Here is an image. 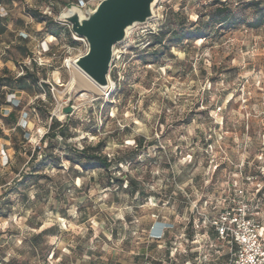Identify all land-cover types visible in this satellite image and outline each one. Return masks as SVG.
I'll return each instance as SVG.
<instances>
[{"label": "rangeland", "instance_id": "374dc122", "mask_svg": "<svg viewBox=\"0 0 264 264\" xmlns=\"http://www.w3.org/2000/svg\"><path fill=\"white\" fill-rule=\"evenodd\" d=\"M78 1L0 0L4 93L26 65L50 88L0 109V264H227L214 217L244 200L264 227V0H156L115 45L105 94L72 82L88 43L60 15ZM192 26L207 36L150 48ZM99 141L108 168L80 154Z\"/></svg>", "mask_w": 264, "mask_h": 264}, {"label": "water", "instance_id": "95a60500", "mask_svg": "<svg viewBox=\"0 0 264 264\" xmlns=\"http://www.w3.org/2000/svg\"><path fill=\"white\" fill-rule=\"evenodd\" d=\"M155 3L156 0H101L86 15L77 6L68 9L71 13H61L60 20L88 43L86 53L75 60L77 67L98 85L107 86L115 45L125 40L128 29L154 16ZM72 110L67 107L65 112Z\"/></svg>", "mask_w": 264, "mask_h": 264}, {"label": "trees", "instance_id": "16d2710c", "mask_svg": "<svg viewBox=\"0 0 264 264\" xmlns=\"http://www.w3.org/2000/svg\"><path fill=\"white\" fill-rule=\"evenodd\" d=\"M0 4L3 5V3L0 2ZM256 4H260V2L258 1ZM218 10H220L219 12H222L223 9L218 8ZM30 13L34 16L39 18V22H45L46 24H60L57 21H54L53 19L50 18V20H45V15L43 17H41L40 15H38L35 11H30ZM205 15H200L198 16V20H196V22L202 21L204 19ZM5 17H0V25L2 24V20H4ZM228 20V17L225 15L223 17H221L220 19H218L217 21H215V23L217 25H224L226 23V21ZM256 26L260 25L261 23H264V9L261 8L259 9V17L256 19ZM3 29H1L2 32ZM54 36H56L55 34H53ZM169 35V39L168 41L171 43H176V44H181L183 43L184 40H201L204 39L207 36V33L205 32V28L203 26H199V27H191V29H182V31H177L175 29L169 28L167 29V31H163L161 30L159 33H157L156 35H154V39L155 41L153 43L150 44V48H155L156 46L159 45H164V39L165 37ZM51 54V51L48 53ZM52 55V54H51ZM33 65L35 66V68H39V66L37 65V63H33ZM41 67V66H40ZM43 67V66H42ZM23 73L19 76H16L15 79L18 82L19 86H18V90L20 91H25L27 90L29 87L38 84L39 87L46 91V93L50 96V88L48 87V85L46 83H39L40 79L37 76V73L34 71H31V69L26 65L25 67H23ZM4 72V77L0 76V109H2L3 107L6 108H10V111L8 112L7 115H4L2 113V116H7V118H14L16 115V111L20 110L22 102L19 101V103L17 104V101L13 102V101H9L8 97L10 94H15V92H17L18 90H16L15 88H9L10 92L5 94L4 93V89H6L10 84H11V70L7 67H5V69L3 70ZM47 88V89H46ZM16 124H17V119H16ZM19 126V128H22V126ZM57 127L56 123H53L50 128L49 131L53 129H55ZM60 133L65 134L64 130H60ZM27 134V133H26ZM49 133L45 134L42 138V140L46 139L47 135ZM104 142L103 141H99L97 142L94 146H90V145H86L83 146L82 149L80 150V154L83 157H86L89 161H91L93 164L96 165V167H104V168H108L111 166V160L108 158L107 155L103 154V150H104Z\"/></svg>", "mask_w": 264, "mask_h": 264}, {"label": "built area", "instance_id": "2783aa9c", "mask_svg": "<svg viewBox=\"0 0 264 264\" xmlns=\"http://www.w3.org/2000/svg\"><path fill=\"white\" fill-rule=\"evenodd\" d=\"M74 5L82 8L83 0H79ZM7 16L8 10L0 4V17ZM74 36L76 37L75 34ZM76 38L87 44L84 38ZM45 45L44 52H50V47L46 42ZM52 56L55 57V54L53 53ZM14 97L15 94H10L9 101H17L18 104L19 101ZM212 222L217 237L230 246L231 253L227 264H264V227L252 216L246 201L242 200L232 207L223 209ZM157 238H162V233L157 235Z\"/></svg>", "mask_w": 264, "mask_h": 264}, {"label": "bare ground", "instance_id": "6f19581e", "mask_svg": "<svg viewBox=\"0 0 264 264\" xmlns=\"http://www.w3.org/2000/svg\"><path fill=\"white\" fill-rule=\"evenodd\" d=\"M72 67L75 73V77L72 78V82H79V84L85 86L87 91L105 94L110 89L109 84L107 86H100L94 82L89 76H87L81 69L77 67L75 61L72 63Z\"/></svg>", "mask_w": 264, "mask_h": 264}, {"label": "crops", "instance_id": "0c3cea01", "mask_svg": "<svg viewBox=\"0 0 264 264\" xmlns=\"http://www.w3.org/2000/svg\"><path fill=\"white\" fill-rule=\"evenodd\" d=\"M0 63H1V66H5L9 69H12L13 62L9 59H5V58L0 57Z\"/></svg>", "mask_w": 264, "mask_h": 264}]
</instances>
